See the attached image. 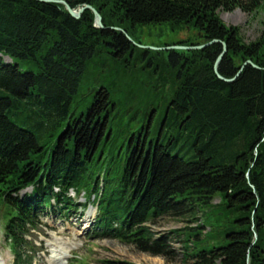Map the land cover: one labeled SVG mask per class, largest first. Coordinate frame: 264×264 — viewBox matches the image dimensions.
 <instances>
[{
    "label": "trees",
    "instance_id": "16d2710c",
    "mask_svg": "<svg viewBox=\"0 0 264 264\" xmlns=\"http://www.w3.org/2000/svg\"><path fill=\"white\" fill-rule=\"evenodd\" d=\"M65 1L94 6L104 27L59 0H0V219L16 262L31 264L42 216L69 221L96 204V237L166 260L176 238L191 264H264V30L245 42L219 15L264 0ZM162 22L197 32L172 44L216 41L154 50L111 28ZM223 42L218 72L231 82L215 70ZM218 195L204 235L150 226L198 221Z\"/></svg>",
    "mask_w": 264,
    "mask_h": 264
},
{
    "label": "rangeland",
    "instance_id": "374dc122",
    "mask_svg": "<svg viewBox=\"0 0 264 264\" xmlns=\"http://www.w3.org/2000/svg\"><path fill=\"white\" fill-rule=\"evenodd\" d=\"M219 15L226 24L239 27L245 42L255 41L263 33L264 11L262 8L251 14L240 9L233 11L220 10ZM131 31L132 36H130L137 42L136 44L145 46L164 47L170 46L167 44L176 45L172 43H178L186 39L197 40V32L193 28L187 26L181 28L171 22L138 25L132 28ZM4 60L6 62L11 61L8 57H4ZM79 201H85V197L81 195ZM221 202L222 197L218 195L214 200L215 208L213 210L208 209L205 214L198 212V221H191L190 218L164 216L158 219L156 224L150 226L156 233H166L186 226L195 228L200 225L202 227L198 226V230H201L204 235L212 229L210 224L218 220L219 217L216 216L221 210L217 206ZM94 208H97L96 204L93 207L89 206V209L83 215L87 220L78 221V227L75 224L73 227H67L66 224L56 222L57 217L45 218L42 216L41 231H33L30 238H28L31 240L35 252L38 251L37 254L34 251H29L33 257L31 264H51L49 260L52 255L56 254L55 246L63 248L67 252V257L61 261V264H103L105 260L110 259L131 261L137 264H191L183 257V252L186 250L183 248L180 239H172V245L178 252L177 258L166 260L162 256H153L139 251L133 245L122 243L117 239L96 237L92 234L93 215L96 214ZM83 217L81 220H83ZM4 225L5 223L0 219V261H6V264H18L15 254L11 251L10 244L5 240Z\"/></svg>",
    "mask_w": 264,
    "mask_h": 264
},
{
    "label": "water",
    "instance_id": "95a60500",
    "mask_svg": "<svg viewBox=\"0 0 264 264\" xmlns=\"http://www.w3.org/2000/svg\"><path fill=\"white\" fill-rule=\"evenodd\" d=\"M41 1H49V0H41ZM58 1V0H57ZM59 2H62L65 6H66V9L68 10V12L72 15V16H74L75 18H80L81 17V15H82V13H83V11L85 10V9H91L93 12H94V14H95V20H96V25L98 26V27H104V24H103V19H102V15H101V13L94 7V6H92V5H90V4H86L85 6H83V7H81V8H79V9H73L71 6H70V4L67 2V1H65V0H59ZM111 28H115V29H119V30H122V31H124L126 34H127V36H128V38H129V40L131 41V42H133V43H137L124 29H122V28H120V27H111ZM216 40H214V41H211V42H208V43H206V44H201V45H189V46H187V45H181V44H176V45H170V46H164V47H156V46H145V45H142V44H137V45H139L140 47H143V48H148V49H154V50H168V49H187V50H190V49H200V48H204V47H206L207 45H210V44H212L213 42H215ZM223 44H224V50H223V52L220 54V56L218 57V60H217V62H216V65H215V70L217 71V75L222 79V80H224V81H227V82H231V81H233L234 79H228V78H224L219 72H218V63H219V61L222 59V57L224 56V54L226 53V51H227V47H226V43L225 42H223ZM248 63H251V64H253L255 67H257L258 68V66L256 65V64H254L251 60H247L245 63H244V65L243 66H245L246 64H248ZM242 66V67H243Z\"/></svg>",
    "mask_w": 264,
    "mask_h": 264
},
{
    "label": "bare ground",
    "instance_id": "6f19581e",
    "mask_svg": "<svg viewBox=\"0 0 264 264\" xmlns=\"http://www.w3.org/2000/svg\"><path fill=\"white\" fill-rule=\"evenodd\" d=\"M56 248V254L51 256V259L49 260V262L51 264H61V261L67 257V252H65L63 250V248H58V246H55ZM3 264H6L5 262H2ZM0 261V264H2Z\"/></svg>",
    "mask_w": 264,
    "mask_h": 264
}]
</instances>
